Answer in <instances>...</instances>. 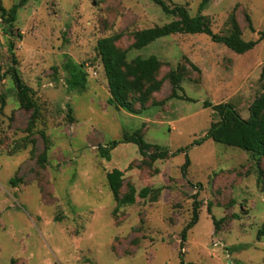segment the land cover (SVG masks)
<instances>
[{"label": "rangeland", "instance_id": "1", "mask_svg": "<svg viewBox=\"0 0 264 264\" xmlns=\"http://www.w3.org/2000/svg\"><path fill=\"white\" fill-rule=\"evenodd\" d=\"M163 1L194 16L203 0ZM201 14L212 32L227 35L235 22L240 37L257 44L238 54L206 34L180 33L129 49L135 31L176 19L154 0H28L12 33L2 28L0 264H264V235L257 236L264 158L210 138L194 144L219 120L206 101L231 103L248 119L263 92L264 0H206ZM110 35H118L128 61L155 55L162 63L161 88L144 106L135 103V112L107 103L95 46ZM12 57L34 91L33 126L7 73ZM66 57L86 73L83 90L66 83ZM178 64L187 70L181 97L171 98L167 75ZM136 130L168 156L153 160V148L141 155L130 142L112 149L110 160L100 155V147ZM112 168L124 174L120 195L130 183L137 192L148 187L147 196L118 205L106 179ZM195 203L197 222L183 239Z\"/></svg>", "mask_w": 264, "mask_h": 264}, {"label": "trees", "instance_id": "2", "mask_svg": "<svg viewBox=\"0 0 264 264\" xmlns=\"http://www.w3.org/2000/svg\"><path fill=\"white\" fill-rule=\"evenodd\" d=\"M28 0H18L9 9H5L0 5V17L2 28L5 32L12 33V24L16 19L18 9L26 4ZM160 5L162 11L167 15H172L176 19L165 23L161 26H152L137 30L133 33L132 43L128 46L129 49H140L149 43L172 34L180 33H203L210 36L211 40L216 43L225 45L231 51L243 54L251 50L257 40L245 41L240 37V32L235 22H233L232 31L227 35H219L210 29L206 18L201 14V11L206 5V0H203L198 8V12L194 16H190L187 10L179 5L170 8L163 0H154ZM235 21V20H234ZM264 36V31L260 33ZM118 35H110L99 38L96 42L95 51L100 58L104 75L107 81L109 97L107 103L114 105L116 108H124L130 112H135L134 104L137 103L144 106L151 98L152 94L161 88L162 80L157 79V72L162 63L155 55L148 57L136 56L130 61L127 60V49H121L116 45ZM9 47H11L9 45ZM16 60L12 57V65L7 68V73L11 74L16 87V96L20 101V105L31 110L30 124L33 126L39 116L37 103L32 99L33 89L25 85L14 66ZM63 70L67 73L66 83L73 89H84L87 75L81 69V64L74 63L70 58L66 57L63 64ZM191 67L196 68L193 64ZM186 66L178 64L175 69L168 72V79L172 86L171 98L181 97L176 90H180L182 77L186 72ZM264 78V69L262 71ZM186 99H189L185 97ZM3 102L0 106V111L3 108ZM205 107H212V117H218L219 120L212 122L206 135L200 140L194 141V144H200L205 139H212L216 142L223 143L229 146L238 147L247 152L264 158V85L263 92L254 100L250 106V116L248 119H243L236 111L234 106L228 102H221L215 105L206 101ZM120 142L135 143L138 146V151L141 155L146 154L150 148L154 152L150 154L153 160L164 159L168 156V151L159 145L146 142L139 130L132 134L125 133L122 140H113L108 143V146L100 147L99 153L106 160H110V151L114 149ZM44 159V157L42 158ZM188 162L184 168L188 166ZM123 171L118 168H112L106 173V179L112 196L118 205L133 204L136 196L145 198L149 192L148 187L142 188L137 192L135 187L128 183L127 190L123 195H120V190L123 183ZM14 185L16 181L11 179ZM197 203L194 204L191 220L185 225L181 236L184 239L186 232L197 222ZM217 225L218 221L213 220ZM264 235V223L258 230L257 236Z\"/></svg>", "mask_w": 264, "mask_h": 264}, {"label": "built area", "instance_id": "3", "mask_svg": "<svg viewBox=\"0 0 264 264\" xmlns=\"http://www.w3.org/2000/svg\"><path fill=\"white\" fill-rule=\"evenodd\" d=\"M2 32V24H1V17H0V34Z\"/></svg>", "mask_w": 264, "mask_h": 264}]
</instances>
